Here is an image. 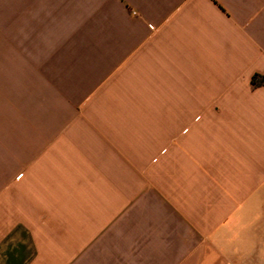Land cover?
<instances>
[{
	"label": "crops",
	"instance_id": "0c3cea01",
	"mask_svg": "<svg viewBox=\"0 0 264 264\" xmlns=\"http://www.w3.org/2000/svg\"><path fill=\"white\" fill-rule=\"evenodd\" d=\"M264 0H0V264H264Z\"/></svg>",
	"mask_w": 264,
	"mask_h": 264
},
{
	"label": "trees",
	"instance_id": "16d2710c",
	"mask_svg": "<svg viewBox=\"0 0 264 264\" xmlns=\"http://www.w3.org/2000/svg\"><path fill=\"white\" fill-rule=\"evenodd\" d=\"M251 85L253 87L264 85V74H254L251 78Z\"/></svg>",
	"mask_w": 264,
	"mask_h": 264
}]
</instances>
